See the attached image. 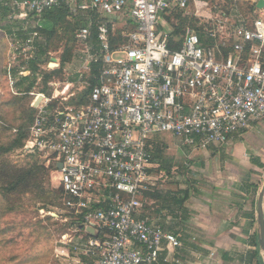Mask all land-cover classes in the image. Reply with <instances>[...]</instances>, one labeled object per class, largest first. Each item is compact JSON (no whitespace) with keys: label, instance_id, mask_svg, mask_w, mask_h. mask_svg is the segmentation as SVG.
<instances>
[{"label":"built area","instance_id":"built-area-1","mask_svg":"<svg viewBox=\"0 0 264 264\" xmlns=\"http://www.w3.org/2000/svg\"><path fill=\"white\" fill-rule=\"evenodd\" d=\"M189 2L0 0L9 19L68 9L84 22L77 43L101 62L88 104L56 109L50 120L55 96L41 94L24 145L57 171L64 205L79 225L103 232L104 240L86 243L95 248L94 264L177 262L180 236L140 216L142 193L154 184L150 134L166 132L182 147L206 149L225 145L264 117V9L252 21L238 15L219 41L206 32L205 43L195 30L173 37L161 20L163 11L186 10ZM123 16L130 19L122 22L126 41L113 46L109 25ZM92 25L96 47L88 40ZM38 34L36 28L26 34L27 49H36ZM12 77L8 68L11 87Z\"/></svg>","mask_w":264,"mask_h":264},{"label":"rangeland","instance_id":"rangeland-1","mask_svg":"<svg viewBox=\"0 0 264 264\" xmlns=\"http://www.w3.org/2000/svg\"><path fill=\"white\" fill-rule=\"evenodd\" d=\"M199 1H203L205 4ZM231 1L190 0L188 8L182 13V15L185 13L190 21L182 26L184 32L187 29L196 30V27L202 25L205 33L208 31L215 32L216 39L219 41L232 31L234 23L238 19L239 14L237 13L239 11L240 14L248 15L245 3L241 4L240 0ZM8 15L9 13L5 11L4 15L0 16V123H3V125L0 124V143L7 141L13 133V130L7 128L8 123L5 124V120L14 124L13 118L16 116L13 109L3 106L2 103L13 95H19L14 89V91L11 90L6 71L11 67L28 66V61L37 52V48L27 49L23 44L24 36L18 35L19 32L16 31L25 22V19L18 16L9 19ZM125 20L128 21L130 19L123 16L119 23L113 25V30L118 32L125 29L127 26L122 24ZM171 20L174 24L177 23L175 17L174 19L171 18ZM26 21L25 26L27 27H35L39 23L38 18L33 15L28 16ZM69 22H74L72 17ZM171 22L164 21L166 29H172ZM80 27L79 24L75 31L60 30L59 38L56 37L52 41L47 56L45 57L44 55L42 57L43 61L38 63L39 77L36 81V86L32 89V94H29L27 98V102L31 106H33L34 101L40 94L48 96L46 92H40L42 88L40 71L58 68L61 55L67 48H72V58L65 65L64 78H54L48 83V87L50 95L53 94L55 89L60 92L56 96L58 106L80 105L76 101L79 94L90 85L88 82V64L91 62L84 51V45L77 43L75 38L76 32ZM12 31L14 32L12 33ZM36 40L43 42L44 36L38 34ZM68 77H76L77 80L70 82V85H66L69 81ZM64 86L67 87L66 90H63ZM70 99H73L72 104H63L64 101ZM1 117L5 118L4 122ZM149 138V148L153 157H155L154 159H164V164L160 162L161 172L157 171L155 173L157 174L156 184L177 186L185 182L187 176L184 173L185 169L183 168V160L180 154L181 147L178 143H175L169 133L166 132L150 134ZM25 143L23 146L12 150L6 158L15 166H20L36 159L39 164L52 168L49 178H45L43 183V188L51 191L49 193L51 198L48 199L51 204L43 206L37 193H27L21 195L20 202L15 204V209L12 212H9L7 211L9 209L8 200L0 194V264H94L96 258L95 248L86 243L95 237L85 233L83 230H79L75 224L70 223L71 220L66 214L67 211L57 198L58 191L56 189H58L59 185L57 171L53 169L51 164L47 166L48 159L37 151L26 150L24 148ZM163 145L166 146L163 147ZM168 154L172 155L171 162L168 161L170 158ZM263 180L264 174L258 182L259 189ZM40 207L45 209H40ZM254 208L255 219L250 221L249 225L252 232L248 234L246 232V241L249 240V236L257 234L256 205H254ZM254 249L259 251L258 247L255 246L254 248L253 245L247 243L245 246L236 247L226 253H214L212 256L209 253H204V255L213 257L211 260L212 264H248L246 253ZM83 257H87L86 260H83ZM250 264H264V252L259 251L258 257L253 258Z\"/></svg>","mask_w":264,"mask_h":264},{"label":"crops","instance_id":"crops-1","mask_svg":"<svg viewBox=\"0 0 264 264\" xmlns=\"http://www.w3.org/2000/svg\"><path fill=\"white\" fill-rule=\"evenodd\" d=\"M257 1H239L254 7L247 10L248 15L235 11L252 21L261 13L256 7ZM201 3L205 4L203 1ZM2 15L4 13L0 10V16ZM26 23L27 21L23 22L16 30L24 38L38 26L27 27ZM10 69L14 70L11 90L19 93L25 86L24 82L18 86L20 77L30 76L31 72L28 66ZM6 76L8 77V70ZM66 85H70V82ZM66 88L64 86L63 90ZM29 93L32 94V90ZM58 94L60 92L55 89L52 95L45 97L56 98ZM170 137L177 142L174 137ZM180 147L187 180L177 186L156 184L157 169L153 168L160 164L153 158L151 175L154 184L149 189L155 188L160 199H144L149 208L145 211V216H141L163 224L166 230L180 236L182 245L174 254L177 262L169 264H212L213 257L205 256L204 253L211 256L212 253H226L236 247L245 246V234L252 232L249 214L254 210L255 215L254 205L260 190L258 182L264 174V117L252 121L249 128L235 135L225 145H213L206 149ZM168 156V161L171 162L172 155ZM170 195L184 197L185 200L178 206L172 202Z\"/></svg>","mask_w":264,"mask_h":264},{"label":"trees","instance_id":"trees-1","mask_svg":"<svg viewBox=\"0 0 264 264\" xmlns=\"http://www.w3.org/2000/svg\"><path fill=\"white\" fill-rule=\"evenodd\" d=\"M231 1V0H230ZM232 2V1H231ZM254 8L253 6H250L246 3V9L249 11L250 9ZM185 10L179 9L177 7H173L171 9L165 10L161 13V20L162 21H172L171 18L176 19V22H171V35L173 37L175 36H181L184 34V30L182 28L185 23H187L189 20L185 13L182 15V13ZM4 13L5 11L2 10ZM172 15V16H171ZM183 16V17H182ZM72 17L74 22L70 23L69 19ZM38 26L36 27L39 34H42L44 36V41L41 42L38 40L36 41V48L37 52H35L30 61H28V70L31 72L30 76H23L20 77V80L18 81V86L20 87L21 83L24 82L25 86L22 87V89L19 91V95H13L9 99H6L3 101L2 105L6 107H10L14 110V114L16 116L13 118L14 124L10 123V121L5 120V118L1 117L2 121L5 120V124L8 123V127L11 130H13L12 136L5 142L0 143V194L3 198H6L8 200L9 209L7 211L12 212L15 209V204L20 202L21 195L27 194V193H37V195L41 198V202L43 203V206L51 204L48 199L51 198V195L49 194L51 191H48L43 188V183L45 178H49L50 170L52 169L49 165V167H45L44 165H41L38 163V161L35 159L33 161H30L29 163H25L20 166H15L14 164H11L8 159L6 158L7 155L14 149H17L25 143V141L29 137V128L31 124L33 123L34 117L37 113V109L34 108L27 102V98L29 96V92L36 86V81L39 77L38 73V63H41L43 61L42 57L45 55L47 56V52L51 46L52 41L58 37L59 38V31L64 30H70L75 31L77 27L83 26L84 22L77 18L73 17L68 9L64 7H59L55 9H51L48 11H45L39 18ZM167 20V21H166ZM81 23H80V22ZM190 22V21H189ZM193 25V24H192ZM111 29L112 34V45L117 46L124 41H126V33L128 31V27H126L123 30H119L118 32H115L113 30V27L109 25ZM201 40L205 43L208 41L204 39L205 37V31L204 27L201 25L199 27H196L195 30ZM25 33V32H24ZM89 42L94 47L97 45V38H96V27L95 25H92L90 30V36H89ZM72 58V48H67L62 53L60 58L59 67L48 70V71H40L41 75V84L42 88L40 89V92H46L48 96H50V91L48 87V83L52 81L54 78H64V69L65 65L71 61ZM264 58V57H263ZM101 62L98 61H91L88 65L89 74H88V82L90 83L89 87L79 94L78 100L76 103L78 104H88L89 102V94L91 87L95 84L96 78L99 75ZM14 70L11 69V75L14 77ZM68 82H75L77 79L76 77H68ZM73 99H70L68 101H64L63 104H72ZM62 105L58 106L57 99L52 98L48 104L49 109V118L50 120L53 119V116L55 114L56 109H62ZM4 122V121H3ZM3 125V123H0ZM1 127V125H0ZM4 129V128H3ZM155 158V157H153ZM155 162L160 164L163 163V160H156ZM52 166V165H51ZM53 167V166H52ZM164 168V167H163ZM54 169V168H53ZM153 169H157V171L161 172L162 170L161 164L154 167ZM58 191L57 198L59 201H61L62 207L67 211L66 214L70 217V223L75 224L77 227L79 226V221L74 219V215L71 211H69L65 205L64 201L66 199V195L64 194V191L60 185H58ZM50 196H49V195ZM160 195L156 191L155 188H152L151 190H146L142 193V207L139 209L140 216H145V211L149 208L148 204L144 202V199L150 200L151 198H158ZM172 202L176 203L178 206H180L185 200L184 197H176L175 195H170ZM40 209H45L44 207H40ZM175 214V213H174ZM141 216V217H142ZM249 218L251 221L255 219L254 210L249 214ZM256 234V233H255ZM99 241L104 240L103 232L100 231L97 236L95 237ZM249 240L247 243L249 245H253L255 248L258 247V240L257 235H251L248 237ZM259 251L257 249L251 250L246 253L247 262L250 264L253 258L258 257ZM87 257H83V260H86Z\"/></svg>","mask_w":264,"mask_h":264},{"label":"water","instance_id":"water-1","mask_svg":"<svg viewBox=\"0 0 264 264\" xmlns=\"http://www.w3.org/2000/svg\"><path fill=\"white\" fill-rule=\"evenodd\" d=\"M256 7L259 9H264V0H258L256 2ZM42 95L37 96L36 100L33 103V107H37L40 103ZM57 169L61 167V163L56 164ZM264 180L261 184L260 190L258 192V197L256 201V221H257V242L259 251L264 252ZM79 228L82 229L85 233L91 236H97V230L91 226L79 225Z\"/></svg>","mask_w":264,"mask_h":264}]
</instances>
